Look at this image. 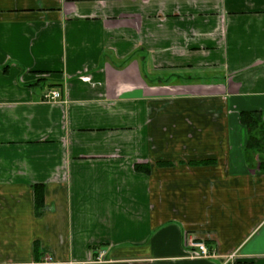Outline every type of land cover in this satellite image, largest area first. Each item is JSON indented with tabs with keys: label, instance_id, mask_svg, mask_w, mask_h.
Segmentation results:
<instances>
[{
	"label": "crops",
	"instance_id": "obj_1",
	"mask_svg": "<svg viewBox=\"0 0 264 264\" xmlns=\"http://www.w3.org/2000/svg\"><path fill=\"white\" fill-rule=\"evenodd\" d=\"M244 113L264 0H0V264H264Z\"/></svg>",
	"mask_w": 264,
	"mask_h": 264
},
{
	"label": "built area",
	"instance_id": "obj_2",
	"mask_svg": "<svg viewBox=\"0 0 264 264\" xmlns=\"http://www.w3.org/2000/svg\"><path fill=\"white\" fill-rule=\"evenodd\" d=\"M44 98L48 101L60 100L62 98V93L58 89H52L45 94ZM193 246L197 247V249L193 250V257H216L214 253L209 252L204 242H195Z\"/></svg>",
	"mask_w": 264,
	"mask_h": 264
},
{
	"label": "trees",
	"instance_id": "obj_3",
	"mask_svg": "<svg viewBox=\"0 0 264 264\" xmlns=\"http://www.w3.org/2000/svg\"><path fill=\"white\" fill-rule=\"evenodd\" d=\"M242 120L248 124L250 130H254L252 132L253 136H256V131L259 133L258 135L264 136L263 126L257 122L259 120V115L255 117L254 113H244ZM255 122V123H254ZM254 123V124H253ZM258 123V124H257ZM254 125V126H253ZM259 125V126H258ZM259 127V128H258ZM256 129V130H255Z\"/></svg>",
	"mask_w": 264,
	"mask_h": 264
}]
</instances>
